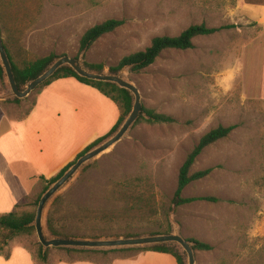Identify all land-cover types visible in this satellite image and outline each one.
<instances>
[{
	"label": "rangeland",
	"instance_id": "rangeland-1",
	"mask_svg": "<svg viewBox=\"0 0 264 264\" xmlns=\"http://www.w3.org/2000/svg\"><path fill=\"white\" fill-rule=\"evenodd\" d=\"M111 18L124 23L80 50L83 33ZM200 23L234 26L196 37L191 49L166 50L139 73L126 68L122 74L139 88L142 106L176 121L135 122L58 191L53 197L57 204L53 208V201L48 203L45 220L52 211L55 225L80 237L171 232L175 221L184 238L212 246L195 251V264H264V6L241 0H0V35L11 61L19 66L53 54L81 56L86 68L110 72L125 55L145 49L153 37L177 35ZM95 64L101 69L92 67ZM41 88L17 102L0 99V213L35 211V201L49 186L37 175L27 181L30 167L8 166L9 152L2 148L13 122L25 116ZM8 92L3 74L0 95ZM218 125L235 128L198 155L190 172L213 170L182 192L184 197L215 200L175 205L181 164L200 137ZM21 186L26 194L20 204L5 205L1 199L17 194ZM127 192L149 196L152 208L129 212L123 197ZM44 231L51 236L46 222ZM166 246L185 264L176 244ZM149 247L107 254L48 247L43 262L38 257L43 247L33 229L11 238L10 257L0 255V264H176L171 254L144 249Z\"/></svg>",
	"mask_w": 264,
	"mask_h": 264
},
{
	"label": "trees",
	"instance_id": "trees-1",
	"mask_svg": "<svg viewBox=\"0 0 264 264\" xmlns=\"http://www.w3.org/2000/svg\"><path fill=\"white\" fill-rule=\"evenodd\" d=\"M246 3L252 4V5H264V0H245ZM124 23L123 19H107L101 23L95 24L89 29H87L81 39H80V50L88 49L92 43H94L98 38L103 36L106 33L114 31L116 28L121 26ZM232 26H220V27H208L204 23L200 24H192L188 26L186 29L182 30L177 35H162V36H155L151 39L150 44L143 50L136 51L129 53L128 55H125L116 66L110 67V71L113 73L118 72L122 67L124 66H130V71L132 72H141L142 70L146 69L150 65H152L157 58L162 54V52L166 50H186L193 48V40L196 37L199 36H205V35H211L223 28L226 27H233ZM9 59L10 56L8 55ZM55 56L53 54H49L47 56L43 57H37L31 61H28L26 63H23V65L19 66L15 64L13 61H11L12 71L15 76L16 82L18 87H22L28 80L35 78L37 75H39L53 60ZM92 67L97 68L98 70L101 69V64H95L92 65ZM3 75V70L0 65V77ZM66 77H73L76 80H78L81 83L90 85L97 89L100 93L111 99L113 102L117 104L120 110V115L116 121V123L113 125L111 130L94 140L93 142L89 143L83 150H81L73 160H71L69 163H67L64 167H62L55 175L45 178L44 176L40 175L39 177L41 179H44L46 183L49 185L53 181H55L64 171L66 168L71 165L77 157H79L81 154H83L85 151H87L90 147L101 141L104 137L111 134L113 131H115L118 126L121 124V122L124 120L125 116L129 113L131 109V103H132V97L129 94V92L123 88H119L116 84L110 83V82H104V81H96L87 79L84 77H81L77 75L70 67L68 66H62L58 68L54 74L49 77L46 81H44L39 87H44L51 83L52 81L60 78H66ZM41 88V89H42ZM15 101L17 102L18 99L15 98ZM35 103V101H34ZM34 103L32 104L31 108L33 107ZM31 108L28 110L30 111ZM27 111L26 114L29 112ZM175 118L169 114L160 113L155 111L153 108H148L143 106L142 107V113L138 116L136 123L139 122H146L150 124H163V123H173L175 122ZM235 128V125H218L206 133H204L198 142L193 146V148L190 150V152L187 154L185 160L181 164L178 176H177V186L174 191V198L173 202L175 205H181L185 203H190L192 201L196 200H211L214 201V197L210 196H191V197H184L182 195V192L184 188L192 181L201 179L203 177H206L211 173L213 170V167H208L202 170H197L195 172H190L192 165L196 161L198 155L203 151L204 148H206L209 145L214 144L220 139H223L227 137L231 131ZM47 187V186H46ZM45 187V189H46ZM44 189V190H45ZM124 200L130 206L128 207L129 212H143L145 210H150L152 208L151 201L152 198L149 196L143 195V194H134L133 192H127L124 194ZM25 198V196L23 197ZM40 196L35 201V204L37 206L38 200ZM58 198L53 201V208L57 204ZM20 204L17 203L16 206ZM52 208V210H53ZM35 215V211H28L23 210L21 212L16 211L15 209L10 212L6 213H0V255L4 256L6 259L10 257L11 250L8 248V243L11 240V238L19 233L23 232H30L31 230L35 229L30 223L32 222ZM47 227L49 232L52 235L60 236V237H80L75 235L72 232H69L70 229L64 227V226H57L54 224L52 211L49 213L47 217ZM156 233H168L169 229L167 230H158L155 231ZM154 232V233H155ZM137 236L139 235L138 232H125L121 234H115L114 236ZM100 235H89L82 237H98ZM189 241L193 242V248L195 251H206L212 249V246L204 241H201L197 238H189L187 239ZM143 248V247H142ZM132 249V248H128ZM145 250H153L156 252H162V253H169L176 259V264H183V259L181 255L177 254L173 250H171L166 245H154L150 246L149 248H144ZM69 252H81V253H109V252H116V251H123L127 249H114V250H80V249H65ZM38 257L45 262L47 259V251L42 252L40 249L38 252ZM79 260V259H78Z\"/></svg>",
	"mask_w": 264,
	"mask_h": 264
},
{
	"label": "crops",
	"instance_id": "crops-1",
	"mask_svg": "<svg viewBox=\"0 0 264 264\" xmlns=\"http://www.w3.org/2000/svg\"><path fill=\"white\" fill-rule=\"evenodd\" d=\"M119 115L117 104L94 87L73 77L56 79L40 89L29 113L13 122L10 137L2 146L9 152L6 158L8 166L13 168L23 164L30 167L33 171L26 175L27 181L36 175L49 178L89 143L107 134ZM43 134H48V137L44 138ZM51 136L57 138V143L50 139ZM25 194L22 188L17 194L7 195L1 200L5 205L15 206ZM3 210L0 209L1 212ZM31 259L34 260L33 257ZM80 261L62 260L55 264H89Z\"/></svg>",
	"mask_w": 264,
	"mask_h": 264
},
{
	"label": "water",
	"instance_id": "water-1",
	"mask_svg": "<svg viewBox=\"0 0 264 264\" xmlns=\"http://www.w3.org/2000/svg\"><path fill=\"white\" fill-rule=\"evenodd\" d=\"M0 65L5 76L8 93L0 95L1 100L9 98L22 99L28 96L34 89L51 77L54 72L62 67H70L77 75L96 81H104L116 84L119 88H123L129 92L132 97L131 109L125 116L124 120L118 128L111 134L104 137L101 141L90 147L87 151L81 154L76 160L69 165L68 168L41 194L35 215L30 223L35 228L38 241L43 247V251L48 247H65L70 249L80 250H114V249H128L140 248L154 245L176 244L185 254V264H195V250L193 242L187 240L180 234V224L172 221V231L168 233H152L137 236H101V237H60L52 235L47 236L44 231L45 210L48 203L52 200L59 190H61L74 175L89 161L95 159L102 153L110 150L114 144L122 139L129 131L131 126L136 122L138 116L142 113V101L139 88L130 80L125 78L122 74L124 69L130 70V66L122 67L118 73L93 71L86 68L81 62V56L70 57L68 55H61L54 57L50 64L35 78L28 80L21 88L18 87L15 76L12 71L10 59L4 47L0 35ZM110 70V69H109ZM48 229V227H47ZM49 231V230H48Z\"/></svg>",
	"mask_w": 264,
	"mask_h": 264
}]
</instances>
